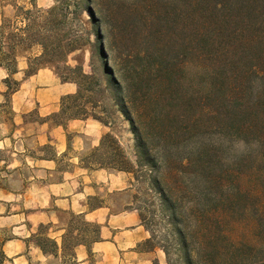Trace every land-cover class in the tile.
Here are the masks:
<instances>
[{
  "label": "trees",
  "instance_id": "obj_1",
  "mask_svg": "<svg viewBox=\"0 0 264 264\" xmlns=\"http://www.w3.org/2000/svg\"><path fill=\"white\" fill-rule=\"evenodd\" d=\"M109 1L120 79L103 69L130 124L135 158L108 133L87 156L86 166L132 173L135 185L148 181L167 213L182 264H264V0ZM55 9L36 13L46 14L47 25ZM31 13L24 12L27 23L9 37L1 19L0 68L8 74V89L17 72L15 49L30 40L25 34L32 29ZM45 25L29 42L40 45L42 54L28 63L26 76L44 64H63L69 44L57 38L51 44L42 34ZM34 61L39 64L32 68ZM60 78L78 87L75 95L62 98L53 116L64 123L79 118L64 105L81 94L83 85ZM89 117L106 125L94 113L85 114ZM213 136L256 148L226 161L224 146L211 142ZM84 225L98 233V226ZM152 242L153 237L144 247L162 248L171 264L167 248ZM37 244L44 252L55 246L46 239ZM71 246L68 241L66 248Z\"/></svg>",
  "mask_w": 264,
  "mask_h": 264
},
{
  "label": "crops",
  "instance_id": "obj_2",
  "mask_svg": "<svg viewBox=\"0 0 264 264\" xmlns=\"http://www.w3.org/2000/svg\"><path fill=\"white\" fill-rule=\"evenodd\" d=\"M77 90L42 67L12 94V121L0 124V264H168L161 248L144 247L151 234L136 209L133 174L85 164L109 128L94 119L53 118ZM32 110L39 119L26 123ZM44 149L49 157L29 153ZM75 221L98 226V233L87 239ZM45 239L55 243L46 252L37 244Z\"/></svg>",
  "mask_w": 264,
  "mask_h": 264
},
{
  "label": "rangeland",
  "instance_id": "obj_3",
  "mask_svg": "<svg viewBox=\"0 0 264 264\" xmlns=\"http://www.w3.org/2000/svg\"><path fill=\"white\" fill-rule=\"evenodd\" d=\"M109 3V0H90L89 2L86 0H4L2 2L0 0V24L2 17H4L7 37L16 32L15 27H24L27 23L26 21L22 22L24 12H32V17H30L32 29L29 34H25V36L28 35L30 37V40H27L28 43L18 45L15 49L17 72H20V74L14 76V73L10 77L9 89L4 83L5 78H7L6 73L3 68H0L1 126L4 125L3 123L10 124L12 121L14 115L12 109L15 107L12 94L18 90L21 80L28 77L25 75L28 70V63L42 54L40 45L29 44L30 41L37 39L39 36L38 29L46 24V19H44L46 14L36 12L37 10L45 11L56 7L57 9L52 12L53 15L48 17V23L42 31H45V33L42 34L48 37L51 44L57 38L61 41V45H66L67 43L69 45L64 48L61 55L63 64L49 63L42 65V67L52 68V71L59 78L60 76L68 77L71 78L70 80L80 82L83 85L81 94L77 98L65 101L64 106L68 108V113L78 114L79 119H85L86 113H94L100 117L106 123L105 126L109 128L108 133L113 135L123 148L125 155L132 160L135 158V140L131 133L130 124L119 112L120 106L118 105L116 91L109 85L107 74L103 69L104 65L107 66L108 69L114 72L117 79H120L115 62V53L112 49L113 36L108 25ZM33 5L35 8H33ZM20 7L22 8L21 10ZM40 15L41 18H36ZM10 43L9 40H6L5 44L8 46ZM38 64L39 61L32 62V68H35ZM82 76H87L94 80L86 81L82 79ZM14 82H17L18 85L14 84ZM88 85L91 86L88 87ZM12 90L15 91L12 92ZM22 97L24 96L22 95ZM38 119V114L35 110L24 113L26 123H33L36 120L38 121ZM88 119H91V117ZM1 126L0 137L3 129ZM210 141L222 143L226 150V161L256 148L253 143L245 144L241 141H228V139L217 136H213ZM105 146L107 147V145ZM31 152L45 157L51 155L47 149H44L42 153L29 150V153ZM1 157H3L2 154H0ZM134 191L137 195L136 206L142 211L145 222L149 227V232L151 237H153L152 243L163 245L167 248L171 264H182L181 254L175 250L177 238L173 234L172 227L168 223L167 213L161 208L155 191L150 189L147 180L136 184ZM73 226L80 228L89 240L96 236L94 227H87L80 221H75Z\"/></svg>",
  "mask_w": 264,
  "mask_h": 264
}]
</instances>
